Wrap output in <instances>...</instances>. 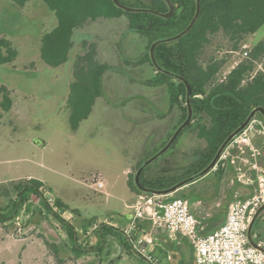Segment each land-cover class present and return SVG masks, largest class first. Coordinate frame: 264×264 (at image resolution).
<instances>
[{"label":"rangeland","instance_id":"374dc122","mask_svg":"<svg viewBox=\"0 0 264 264\" xmlns=\"http://www.w3.org/2000/svg\"><path fill=\"white\" fill-rule=\"evenodd\" d=\"M121 1L132 8L150 7V0ZM56 25L42 0H30L24 8L0 0V37L8 39L18 53L13 63L0 66V87L7 88L12 99L9 111L0 108V206L15 197L13 184L28 177L39 180L68 206L62 217L77 230L79 243L92 247L97 242L92 241V221L122 218L123 200L129 196L123 171L133 170L161 147L174 133L180 110L169 107L165 86L146 84L155 75L148 62H140L147 53L148 38L129 30L126 16L99 19L75 30L68 61L51 68L41 61L39 47L42 35ZM263 39L264 25L245 40L248 56ZM84 43L96 45L98 61L109 69L102 77V96L90 116L72 131L67 95L74 60ZM227 49L219 36L205 55L225 56L223 76L245 59L242 49ZM262 69L264 57L258 64V70ZM181 133L151 168L167 161L181 176L196 159L204 141L189 130ZM97 177L105 184L101 190L94 186ZM194 184L191 189L203 197L215 194L219 210L225 209V177L210 173ZM30 204L32 212L23 209L13 223L0 226V264H98L94 255L85 262L76 259L57 220L39 216L35 197ZM253 231L264 245V215L256 220ZM124 244L121 234L107 238L99 264H148L128 253Z\"/></svg>","mask_w":264,"mask_h":264},{"label":"trees","instance_id":"16d2710c","mask_svg":"<svg viewBox=\"0 0 264 264\" xmlns=\"http://www.w3.org/2000/svg\"><path fill=\"white\" fill-rule=\"evenodd\" d=\"M4 1L24 8L30 0ZM42 2L54 14L57 22L56 27L44 33L40 39V59L51 68H58L68 61L74 47L72 37L75 30L82 29L88 23L99 19H116L122 16L127 17L129 30L148 38L147 53L140 62H148L154 68L149 55L150 46L156 41L171 38L185 30L196 14V0H170L174 6V14L169 19L150 13H127L115 6L113 0H42ZM149 3V8L153 10L161 13L168 11L164 0H150ZM263 25L264 0H200V13L192 28L178 40L156 46L154 56L157 64L163 70L186 79L191 88L193 117L182 132L189 130L198 139L203 140L205 146L195 154L196 159L184 168L181 176L176 175L172 164L167 161L155 169L148 165L140 175L143 187L154 190L167 189L201 172L214 159L226 138L243 124L250 112L257 107L264 108V69L258 70V64L264 57V39L257 42L251 48L249 56L237 63L225 76H223V69L227 64L225 56L222 58L214 55L205 56L206 50L219 36L229 52L243 50L245 40ZM17 56L18 53L12 43L0 37V66L13 63ZM108 69L106 64L97 59L96 45L84 43L82 53L74 60L73 78L67 95V106L70 110L69 126L72 131H76L80 123L90 116L96 99L102 96V77ZM154 71V77L146 84L152 87L165 86L169 96V107L180 110V118L173 130L175 132L187 117L186 87L176 78L155 68ZM0 94L2 97L0 108L9 111L12 107L9 91L1 86ZM253 119L263 121L259 113H256ZM172 134H169L161 147L149 157L163 148ZM143 163L144 161L133 168L128 175L127 185L136 195L152 196L139 190L134 183L135 173ZM260 163L264 165V159ZM210 173L219 178L224 175L222 169L212 170ZM12 188L15 197L10 198L3 207L0 206V226L13 223L23 209L26 213L32 212L30 201L35 197L40 205L35 211L44 219L51 215L57 220L76 259L94 255L101 263L100 255L106 239L114 238L118 234L124 237L125 248L131 253L133 236L127 237L123 231L115 230L107 223L99 224L93 232L98 238L96 247H82L75 227L62 217L68 211V206L56 198L41 181L33 178L23 179L13 184ZM48 196L53 198L52 203L49 202ZM175 197L186 199L182 190L163 198L168 200ZM263 215L264 210L258 219ZM91 224L94 226L96 223ZM143 229L145 230L144 222H137V230ZM252 237L256 243L262 242L253 230ZM51 247L58 252L56 246Z\"/></svg>","mask_w":264,"mask_h":264},{"label":"built area","instance_id":"2783aa9c","mask_svg":"<svg viewBox=\"0 0 264 264\" xmlns=\"http://www.w3.org/2000/svg\"><path fill=\"white\" fill-rule=\"evenodd\" d=\"M248 57L247 46L243 47ZM264 120L251 119L246 127L225 146L213 170L228 173L231 186L248 189L245 196L235 193L228 204L223 224L212 233L202 235L199 222L190 212L183 198L164 199L165 196L140 195L132 208L134 217L123 233L133 236L132 252L148 264H160L152 255L154 244L151 232L137 230L138 221H148L153 228H164L171 236L181 235L190 243L194 264H264V254L252 247L248 240V226L254 214L264 204ZM101 177L94 186L104 188ZM49 202L53 198L48 196ZM100 223L92 226L96 230ZM259 244L262 245L260 242Z\"/></svg>","mask_w":264,"mask_h":264},{"label":"crops","instance_id":"0c3cea01","mask_svg":"<svg viewBox=\"0 0 264 264\" xmlns=\"http://www.w3.org/2000/svg\"><path fill=\"white\" fill-rule=\"evenodd\" d=\"M131 172L132 169L130 167H127L123 171L129 196L123 200L124 209L122 212L123 215H121L122 218L119 220L117 219L116 221H114L113 219H108V220H102L96 222L102 224L107 223L113 229L118 231L124 230L130 224V222L134 217V211L132 206L134 202L137 200V198L140 196L134 194L128 188L127 179H128V175ZM223 177L226 178V183H227V187L225 188L226 191L225 201L227 203L225 209L222 206L221 209L219 210L218 207H220V203L219 201H217L215 194L208 193L206 196L203 197L200 196L199 193L191 189V187L195 185L194 184L195 182L191 184L189 183L188 185L180 189L186 195L185 198L189 203L190 212L195 216V218L199 222V232L202 235H207L212 233L214 230L218 229L223 224L227 206L233 200L234 194L236 192L239 193L242 197L247 195L248 193V189L245 187L239 185L231 186L229 184L228 173H224ZM26 179H30V177ZM143 222L145 227V230L143 229V231L151 232L154 237V244L150 248V251L153 256L159 259L160 264H194L193 249L186 238L182 237L181 235L171 236L164 230V228H153L150 222L141 221V223ZM85 229H87L86 225L84 227V230ZM87 233L89 234V231ZM94 239L97 242L94 244L95 246L92 247H96L98 243V238L93 233L92 241H94ZM91 243L93 244V242ZM81 246L84 247V244H81ZM86 247L89 248L88 246ZM117 255L121 256L122 253L119 252L117 253ZM86 257H91V255L84 256L78 260H83ZM83 261L85 262V260Z\"/></svg>","mask_w":264,"mask_h":264},{"label":"water","instance_id":"95a60500","mask_svg":"<svg viewBox=\"0 0 264 264\" xmlns=\"http://www.w3.org/2000/svg\"><path fill=\"white\" fill-rule=\"evenodd\" d=\"M168 6V11L165 13H161L158 12L156 10L153 9H149V8H132L129 6H126L124 4H122L119 0H113V3L115 6H117L118 8H120L121 10L127 12V13H150L159 17H162L164 19H169L173 16L174 14V6L173 4L170 2V0H164ZM200 13V0H196V14L194 19L192 20L191 24L182 32H180L179 34L171 37V38H167V39H163V40H159L156 41L155 43H153L150 46L149 49V55H150V60L152 65L154 66V68L159 71L162 72L166 75H169L173 78H176L177 80L181 81L184 83L185 87H186V106H187V117L186 120L175 130V132L172 134V136L169 138V140L167 141V143L165 144V146L163 148H161L156 154H154L151 158L147 159L142 166L136 171L135 173V177H134V183L136 185V187L141 190L144 193H150L152 195L155 196H169V195H173L174 193H176L178 190H180L181 188H183L184 186L188 185L189 183L193 182L195 179L206 176L207 174H209L210 171H212L219 159L220 154L222 153V151L224 150L225 146L229 143V141L236 136L241 130H243L246 125L251 121V119H253V117L255 116L256 113L261 114L263 120H264V108L263 107H257L255 109H253L250 114L248 115V117L246 118V120L243 122V124L241 126H239L232 134H230V136H228L226 138V140L223 142V144L221 145V147L219 148L217 154L215 155L214 159L211 161V163L205 168L203 169L201 172L190 176L188 178H185L183 180H181L180 182L176 183L175 185L171 186L170 188L167 189H162V190H154V189H149V188H145L141 185L140 183V175L142 173V171L145 169V167H147L148 165H150L153 161H155L158 157H160L161 155H163L176 141V139L178 138V136L181 134V132L190 124V122L192 121V117H193V111H192V107H191V88L190 85L188 84V82L186 81V79H184L181 76L178 75H174L168 71L163 70L156 62L155 56H154V51L157 45L162 44V43H169L175 40H178L179 38H181L182 36H184L191 28L192 26L195 24L196 20L198 19ZM264 210V204L262 206H260L258 208V210L256 211V213L254 214L253 218L251 219L249 226H248V240H249V244L254 247L255 249H257L258 251H260L261 253L264 254V245L256 243L253 240L252 237V230H253V226L256 222V220L258 219L259 215L261 214V212Z\"/></svg>","mask_w":264,"mask_h":264}]
</instances>
